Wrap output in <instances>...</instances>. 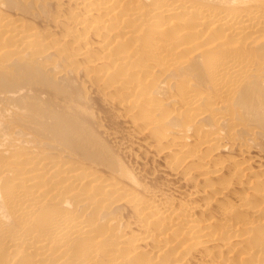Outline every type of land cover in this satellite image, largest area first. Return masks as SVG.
<instances>
[{"label":"bare ground","instance_id":"6f19581e","mask_svg":"<svg viewBox=\"0 0 264 264\" xmlns=\"http://www.w3.org/2000/svg\"><path fill=\"white\" fill-rule=\"evenodd\" d=\"M0 264H264V0H0Z\"/></svg>","mask_w":264,"mask_h":264}]
</instances>
